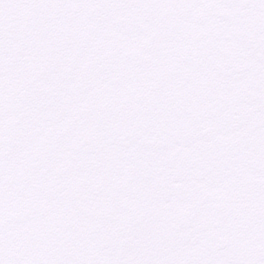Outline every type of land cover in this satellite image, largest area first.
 I'll return each mask as SVG.
<instances>
[{"label":"snow or ice","instance_id":"snow-or-ice-1","mask_svg":"<svg viewBox=\"0 0 264 264\" xmlns=\"http://www.w3.org/2000/svg\"><path fill=\"white\" fill-rule=\"evenodd\" d=\"M0 264H264V0H0Z\"/></svg>","mask_w":264,"mask_h":264}]
</instances>
